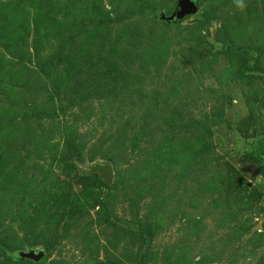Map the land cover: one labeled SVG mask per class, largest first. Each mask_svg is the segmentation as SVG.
Returning <instances> with one entry per match:
<instances>
[{
    "label": "rangeland",
    "instance_id": "1",
    "mask_svg": "<svg viewBox=\"0 0 264 264\" xmlns=\"http://www.w3.org/2000/svg\"><path fill=\"white\" fill-rule=\"evenodd\" d=\"M180 1L0 0V264H264V0Z\"/></svg>",
    "mask_w": 264,
    "mask_h": 264
},
{
    "label": "water",
    "instance_id": "2",
    "mask_svg": "<svg viewBox=\"0 0 264 264\" xmlns=\"http://www.w3.org/2000/svg\"><path fill=\"white\" fill-rule=\"evenodd\" d=\"M198 12V8L193 0H181L179 3V9L175 13L174 20H183L185 17L195 15ZM171 20V19H170ZM99 173L104 180L105 185H110L113 180V170L109 165L97 164L91 169V174ZM22 258L40 262L44 255L42 253H35L30 251L29 253H22Z\"/></svg>",
    "mask_w": 264,
    "mask_h": 264
},
{
    "label": "clouds",
    "instance_id": "3",
    "mask_svg": "<svg viewBox=\"0 0 264 264\" xmlns=\"http://www.w3.org/2000/svg\"><path fill=\"white\" fill-rule=\"evenodd\" d=\"M234 2L238 8L242 9L244 7L243 0H234Z\"/></svg>",
    "mask_w": 264,
    "mask_h": 264
},
{
    "label": "trees",
    "instance_id": "4",
    "mask_svg": "<svg viewBox=\"0 0 264 264\" xmlns=\"http://www.w3.org/2000/svg\"><path fill=\"white\" fill-rule=\"evenodd\" d=\"M102 187L106 188L107 185H105L104 183H100Z\"/></svg>",
    "mask_w": 264,
    "mask_h": 264
}]
</instances>
